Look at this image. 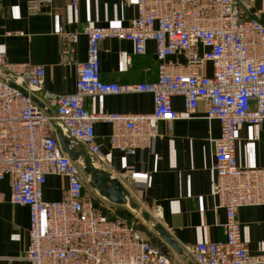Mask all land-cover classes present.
<instances>
[{
	"label": "built area",
	"instance_id": "built-area-1",
	"mask_svg": "<svg viewBox=\"0 0 264 264\" xmlns=\"http://www.w3.org/2000/svg\"><path fill=\"white\" fill-rule=\"evenodd\" d=\"M52 0H28L29 11ZM74 7L79 0H67ZM125 1V0H124ZM136 6V17L126 25L85 26L81 31L59 30L64 56L73 57L81 33L87 56L76 61V88L54 94L44 88L40 64L9 62L0 50V182H10V202L29 209L28 264H173L168 252L142 235L134 221L106 218L84 190V175L62 149L52 126L56 119L71 137L84 143L96 159L105 161L95 142L94 124L110 123L111 148L133 153L149 147L160 135L159 123L172 131L177 118L192 117L200 100L206 118L216 119L220 133L212 138L211 195L223 208L224 240L197 242L187 247L196 264H264V251L251 254L235 218L243 206L264 205V168L239 167L235 155L236 130L264 120V20L247 16L252 0H126ZM129 40L143 54L146 42L156 46L157 75L140 83L108 82L100 77L99 42ZM179 52L185 65L166 60ZM207 61L212 73L198 70ZM40 92L54 107L47 115L30 97L8 84ZM149 92L152 112L122 113L86 110L84 95ZM180 96L184 111L172 107ZM66 178L63 199L45 200L47 175ZM3 193L0 192V202ZM8 258L7 264H12Z\"/></svg>",
	"mask_w": 264,
	"mask_h": 264
},
{
	"label": "crops",
	"instance_id": "crops-1",
	"mask_svg": "<svg viewBox=\"0 0 264 264\" xmlns=\"http://www.w3.org/2000/svg\"><path fill=\"white\" fill-rule=\"evenodd\" d=\"M243 10L247 16L264 20V0H252ZM28 0H0V50L9 62H25L44 66V88L54 94L72 93L76 88V61L87 56L86 35L81 33L73 57L64 56L59 30L81 31L85 26L126 25L136 17V6L124 0H79L74 7L67 0H52L29 11ZM143 54L134 52L129 40L117 38L99 42L101 79L118 83L153 81L157 75L156 46L146 42ZM166 60L187 63L183 54L175 52ZM210 61L198 71L210 75ZM45 104L46 113L53 112L50 101L35 93ZM86 110L91 112L141 113L152 112L154 96L149 92H128L84 95ZM206 104L200 100L192 117L177 118L172 131L159 123L160 135L146 148L133 153L113 149L109 136L110 123L98 121L95 142L99 143L105 161L95 158L84 143L70 136L56 119L52 126L56 134H62L82 175L84 190L92 195L93 205L106 218H122L140 223L147 231L139 229L144 237L155 244H164L169 236L179 247L176 252L168 246L173 264H196L187 247L197 242L224 240L225 211L215 208L211 195L212 138L220 133L216 119L206 118ZM173 109L183 112L180 96L172 99ZM235 155L239 167L264 168V120L256 125L243 124L236 130ZM106 185L116 180L124 190L125 202H112L95 190L98 175ZM91 177V186L86 181ZM66 178L51 173L43 186L45 200L65 198ZM3 199L0 202V264H28L24 258L29 243V209L25 205L12 204L10 182L5 176L0 182ZM235 218L251 254L264 251V205L243 206L236 210ZM138 225V224H137ZM146 232V233H145ZM144 233V234H143ZM161 246V245H160Z\"/></svg>",
	"mask_w": 264,
	"mask_h": 264
},
{
	"label": "water",
	"instance_id": "water-1",
	"mask_svg": "<svg viewBox=\"0 0 264 264\" xmlns=\"http://www.w3.org/2000/svg\"><path fill=\"white\" fill-rule=\"evenodd\" d=\"M8 84L16 89H19L22 93L28 95L31 99V101L37 105V107L39 109H41L44 113H46L45 111V104L44 102L36 96L35 93H31L28 92L27 89L22 86V85H16L14 82L8 81ZM47 115H52V113H46ZM58 140L59 143L61 144V147L63 149V151L70 157L73 158L72 154H71V149L69 148V146L66 144V140L64 139L62 134H58ZM104 178L102 177V175H98L97 179L95 181L94 184V188L96 191H98L99 194L105 196L108 200L116 203V202H125V197H124V190H121L119 188V183L118 181H114V180H110L108 184L104 185ZM163 240L165 241L164 244H158L161 247V250L163 252H167L168 246L175 250L176 252H180V249L178 247V245L169 237L164 235Z\"/></svg>",
	"mask_w": 264,
	"mask_h": 264
},
{
	"label": "rangeland",
	"instance_id": "rangeland-1",
	"mask_svg": "<svg viewBox=\"0 0 264 264\" xmlns=\"http://www.w3.org/2000/svg\"><path fill=\"white\" fill-rule=\"evenodd\" d=\"M83 173H84V175H87V173H86V171H83ZM88 176V175H87ZM91 177L89 176L88 178H87V181H86V189H89V187L91 186ZM128 221V220H127ZM133 221V220H132ZM135 222V224H136V226L139 228V229H143L144 231H147V227L148 226H146L145 228H143V227H141L142 225L140 224V223H138V222H136V221H134ZM138 224V225H137ZM146 233V232H145ZM144 234V233H143ZM146 237H148L147 236V234H144Z\"/></svg>",
	"mask_w": 264,
	"mask_h": 264
}]
</instances>
